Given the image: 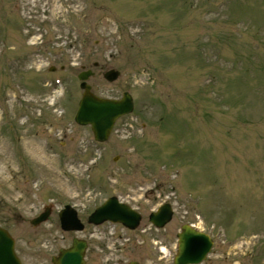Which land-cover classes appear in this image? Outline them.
Wrapping results in <instances>:
<instances>
[{"label":"rangeland","instance_id":"1","mask_svg":"<svg viewBox=\"0 0 264 264\" xmlns=\"http://www.w3.org/2000/svg\"><path fill=\"white\" fill-rule=\"evenodd\" d=\"M88 70L94 95L134 101L103 145L73 121ZM113 196L136 232L85 225ZM65 205L83 233L60 230ZM183 225L214 243L201 264H264V0H0V227L22 264L74 238L93 263L172 264Z\"/></svg>","mask_w":264,"mask_h":264},{"label":"water","instance_id":"2","mask_svg":"<svg viewBox=\"0 0 264 264\" xmlns=\"http://www.w3.org/2000/svg\"><path fill=\"white\" fill-rule=\"evenodd\" d=\"M91 76L90 72L82 73L78 79L82 81L80 88L83 90L79 102L75 123L80 126L89 125L96 142L107 141L115 121L121 116L130 114L133 110V101L128 93H124L120 101L106 100L95 97L85 81ZM119 77L117 71H109L103 78L107 82H114ZM49 211L31 221L36 226L44 222ZM172 212L169 205L160 207L156 214L149 217V221L156 227L162 228L171 220ZM61 229L63 231L79 232L83 229L77 219L76 212L66 206L59 214ZM120 223L128 229H135L140 217L128 207L119 205L116 199L108 200L102 207L97 209L89 218L88 223L99 225L103 222ZM178 238V250L174 264H199L210 251L212 242L206 235L191 229L185 225L181 228ZM13 240L9 234L0 229V264H19L13 252ZM85 243L73 240L72 247L61 250L57 258H53V264H83ZM135 264V263H131Z\"/></svg>","mask_w":264,"mask_h":264},{"label":"bare ground","instance_id":"3","mask_svg":"<svg viewBox=\"0 0 264 264\" xmlns=\"http://www.w3.org/2000/svg\"><path fill=\"white\" fill-rule=\"evenodd\" d=\"M59 9H60V8H59L58 5H55V6H54V9H53V11L51 12L50 18H49V20H48L47 22L53 24L55 21H57L56 15H57V14L60 15V14H59ZM30 151H31V152H34L32 149H30ZM37 156H39V154H38ZM44 160H47V158H44Z\"/></svg>","mask_w":264,"mask_h":264},{"label":"flooded vegetation","instance_id":"4","mask_svg":"<svg viewBox=\"0 0 264 264\" xmlns=\"http://www.w3.org/2000/svg\"><path fill=\"white\" fill-rule=\"evenodd\" d=\"M104 261V264H115L113 261H114V259L113 258H106L105 260H103ZM107 261V262H106ZM106 262V263H105ZM85 264H98V262L97 263H93L92 261H88L87 259H86V261H85Z\"/></svg>","mask_w":264,"mask_h":264}]
</instances>
